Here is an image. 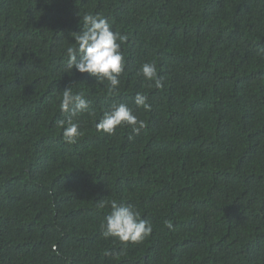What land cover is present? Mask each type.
I'll return each mask as SVG.
<instances>
[{
	"label": "trees",
	"instance_id": "1",
	"mask_svg": "<svg viewBox=\"0 0 264 264\" xmlns=\"http://www.w3.org/2000/svg\"><path fill=\"white\" fill-rule=\"evenodd\" d=\"M85 13L128 37L114 95L64 73ZM146 61L162 88L137 74ZM70 87L95 113L74 118L71 145L57 127ZM113 103L139 134L97 131ZM103 199L151 235L104 239ZM0 264H264V0H0Z\"/></svg>",
	"mask_w": 264,
	"mask_h": 264
},
{
	"label": "clouds",
	"instance_id": "2",
	"mask_svg": "<svg viewBox=\"0 0 264 264\" xmlns=\"http://www.w3.org/2000/svg\"><path fill=\"white\" fill-rule=\"evenodd\" d=\"M81 24L82 31L71 34L74 43L66 49L64 73L71 74L73 69L81 74L87 73L95 78L96 84H105L108 93L114 95L120 86V76L126 67L121 46L128 37L114 31L108 19L100 14L85 13L81 17ZM137 74L144 78L149 88L160 89L164 86L163 78L158 76L154 62L142 63ZM72 88L65 89L59 97V108L66 114V118L57 121V127L62 129L63 139L69 145L75 144L83 135L79 121L74 118L84 112L95 115L90 109V102L85 98V94L74 93ZM134 104L145 111L151 109L148 97L143 92L135 94ZM123 126L131 128L133 134H139L145 126V122L140 120L125 103L110 105L96 123L97 131L107 135H113L117 128ZM97 207L110 209L100 225L104 239L113 238L127 246L129 243L143 242L153 231L151 222L142 219L140 212L131 204L118 203L115 199H103L97 202ZM165 225L169 229L173 227L171 221H165ZM121 254L122 252L114 255Z\"/></svg>",
	"mask_w": 264,
	"mask_h": 264
}]
</instances>
